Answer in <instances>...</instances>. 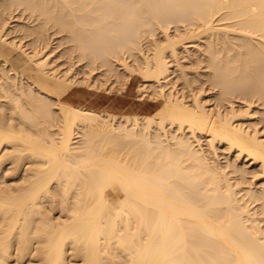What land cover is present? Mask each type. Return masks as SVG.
<instances>
[{
  "label": "bare ground",
  "instance_id": "1",
  "mask_svg": "<svg viewBox=\"0 0 264 264\" xmlns=\"http://www.w3.org/2000/svg\"><path fill=\"white\" fill-rule=\"evenodd\" d=\"M0 43L25 57L0 54V264H264V128L240 123L254 98L264 123V0H0ZM134 75L154 112L67 99Z\"/></svg>",
  "mask_w": 264,
  "mask_h": 264
},
{
  "label": "rangeland",
  "instance_id": "2",
  "mask_svg": "<svg viewBox=\"0 0 264 264\" xmlns=\"http://www.w3.org/2000/svg\"><path fill=\"white\" fill-rule=\"evenodd\" d=\"M14 9H11V10H7L8 11V15H9V18L11 17L12 18V20L13 21H11L10 19V24H9V26H8V28H7V31L5 32V36H4V39H8V42L9 41H11L13 38H14V40H12V41H15V42H18V43H20V38H21V43L22 44H24L25 45V49H27L28 51L27 52H30V51H32V48H31V45H30V40L29 39H31L30 37H28L27 39L26 38H22L21 37V33L19 34V32H16L17 30H19V28L21 27V26H24V27H28V25H30V27H32V26H34V24L36 25V23L37 22H35V21H33V19H30V17L27 15V14H25V17H26V21H25V19H24V16H22V15H20L21 13L18 11V10H15V14L18 16H15V14H14V11H13ZM7 11H5L4 12V17L5 18H7L8 17V15L6 16V12ZM11 11V12H10ZM13 12V13H12ZM12 14L14 15L13 17H12ZM20 15V17L22 18V22H21V20H19L20 19V17H19V15ZM24 15V14H23ZM16 17L18 18V20H16ZM15 19V20H14ZM29 19V20H28ZM33 21V24H32V22L31 21ZM15 21H17V22H15ZM20 22L22 23V24H20ZM14 23V24H13ZM28 25H27V24ZM20 24V25H19ZM11 26V27H10ZM18 26H19V28H18ZM10 28V29H9ZM14 28V30H12ZM50 30L51 31H53L52 29H49L48 30V33H49V35L51 34V32H50ZM172 29H170L169 30V33H171L172 31H171ZM9 32H10V34H9ZM173 32H174V30H173ZM12 33V34H11ZM14 33H15V35H14ZM174 34V33H173ZM12 35V36H11ZM14 35V36H13ZM20 35V36H19ZM53 35V34H52ZM52 35H50L49 37H50V43H49V45L52 43V41H51V39L53 38H51V36ZM61 34H59V36H60ZM159 35V34H158ZM158 35H156L155 37H157V38H155V39H157V40H160V39H162V36L160 35V37H158ZM16 36V37H15ZM57 36H58V34H57ZM56 35H55V38H53L52 40H53V44H51V46H49L48 45V47H49V49L48 50H46V49H44V52L45 53H47V51H48V54L49 55H51V54H53L52 56H50V59H51V57H53L51 60L52 61H54L55 62V64L59 67V69H60V71H65L64 69H68V68H71L72 69V71H73V69H74V67L76 66V69H74V71H76L77 70V66H78V71H81L82 69V66H83V61L85 62V60H83V61H79L77 58H76V56H75V54H71V55H67L66 54V49H64V48H66L67 46H68V44L65 42V40H63L62 41V36H61V38L59 37V39H58V37H57ZM15 38H16V40H15ZM57 39V40H56ZM27 40H28V42H29V44H27L28 42H27ZM56 40V41H55ZM62 41V42H61ZM66 44V46H65V44ZM57 44V45H56ZM60 44H63V46L62 45H60ZM0 45H3V44H1L0 43ZM26 45H27V48H26ZM53 45L55 46L54 48L55 49H52L53 48ZM146 45V44H145ZM145 45H143V47H144V49H146L145 48ZM30 46V47H29ZM58 46H60V48L58 47ZM5 47V46H4ZM47 47V48H48ZM0 48H1V46H0ZM30 48H31V50H30ZM53 50V52H52V50ZM190 49H192V50H190ZM189 50H190V53H192V52H194V48H190ZM46 50V51H45ZM51 52H50V51ZM65 50V51H64ZM58 51H60V53L58 52ZM62 51V52H61ZM62 53L64 54V55H62ZM55 55H57V56H59L58 58L60 59V60H58V58H57V56H55ZM12 58H14L15 56H19V58H20V60L18 61V64L16 65V67H18L22 62H24L25 61V57H23V53H22V55H21V52L19 51V50H17V51H15V53L13 52L12 53ZM72 56V57H71ZM74 56V57H73ZM56 58H57V60H58V62L60 63L59 65H58V62H56ZM62 58H63V60H62ZM73 59V61H71ZM62 60V61H61ZM78 60V61H77ZM128 60H129V62L131 61V59H129L128 58ZM127 60V61H128ZM11 61V60H10ZM184 64H185V66L186 67H188V69L187 70H191L193 73H191V71H190V73H188L189 75H188V77L190 78H192V77H195V75L198 73V72H203L202 71V69H198L197 67H193L192 68V66H191V68H190V65H188L187 66V63H189L188 62V60H186V59H182L181 60ZM12 63H16V60H15V58L11 61ZM69 62H70V64H69ZM74 62H76V63H74ZM187 62V63H186ZM66 63V64H65ZM81 63V64H80ZM131 63V62H130ZM73 64V66H70V65H72ZM77 64V65H76ZM79 64V65H78ZM86 65V63L84 64V66ZM174 65V63H172V66ZM67 68H66V67ZM83 66V69L84 68H86V67H84ZM64 67V68H63ZM120 68V67H119ZM195 68H197V69H195ZM63 69V70H62ZM173 69V68H172ZM85 70V69H84ZM99 71H100V73L102 72V69H98ZM200 70V71H199ZM97 71V70H96ZM94 71V72H92V74H93V76H95L96 75V73H97V76H98V78H97V76H96V79H98V85H100V84H102V82L104 81V78H102V80H101V82H100V76H99V72L97 71ZM189 71H187V72H189ZM195 71V72H194ZM95 74V75H94ZM193 74V75H192ZM201 74V73H200ZM202 75V74H201ZM81 75L79 74V77H80ZM203 77H204V74L202 75ZM202 76H199V77H201L198 81H196V83H200L201 81H203L204 80V78L202 77ZM174 77H175V74H174ZM100 78V79H99ZM113 81V78H111L110 79V81H109V83L111 82V83H114V87H113V85L112 84H109L108 83V81H107V84H106V87L104 86V87H102V88H98L97 90L96 89H92V90H89V89H87L86 87H81V88H74V89H72L70 92H69V94L71 93V92H73V91H75V92H81L82 90H84L86 93H88V94H90L92 91L94 92L95 91V93H98L100 96H103V97H107V98H111V99H113V98H116V103H117V105L118 106H116L115 107V109L114 110H109V109H104V108H102V109H98V110H102V111H111L112 113H116V114H149V113H152V112H154L157 108V104H155L156 102L153 100V98H151V97H148L147 95H141L142 93H143V89H141V85H142V83H141V81H142V78H141V76L140 75H134L130 80H129V82H128V84H126L125 85V88L123 87L124 85L122 84V82H120V83H115V82H112ZM174 80H175V78H174ZM97 82V81H96ZM120 84H121V88H120ZM139 84H140V87H139ZM108 85H109V87H108ZM116 85V86H115ZM177 85L179 86L178 88L179 89H182L183 88V85H182V83H181V81L179 80L178 82H177ZM196 85L197 84H192V88L195 86V88H193V89H196V91H198V86L199 85H197V87H196ZM112 86V87H111ZM138 87L141 89V93L139 92V93H137L138 92ZM143 87V86H142ZM115 88V89H114ZM124 88V89H123ZM107 89V90H106ZM114 89V90H113ZM139 89V90H140ZM187 89V91H184V92H186V94L188 95V88H184V90H186ZM213 88H209V86H208V84L206 83V84H204L203 86H202V90L204 91L203 93H206V94H203L202 93V99L204 100L205 99V101L207 100V108H210V109H213V108H211V106L213 107V106H215V107H217V109H219L220 111H223V110H225L227 107H228V104L226 103V102H221V101H217L218 99H217V97L215 98L214 97V95H216L217 93V90H215V89H213ZM208 90V91H207ZM109 91H111V92H109ZM195 91V90H194ZM195 91V92H196ZM216 91V92H215ZM69 94H68V96H67V99H68V101L69 102H71V103H73V104H76V103H74V102H72V101H70L69 100ZM138 94H139V98H138ZM212 95V96H211ZM125 96V97H124ZM142 98H141V97ZM147 97H148V99H147ZM205 97H207V98H205ZM211 97V98H210ZM212 97H214V99H215V101H214V99L212 98ZM210 99V100H209ZM213 99V101H211ZM256 98H254L253 100H251V102L249 101L248 102V104H249V106H250V112H252V114H253V116H252V119L251 120H248V121H246V120H244V121H242V120H240V123H242V124H245V123H248V124H246V125H243V127H248V126H251V127H256V128H260V130H261V128H264V123H262V120H261V115H260V112L259 111H261L262 110V107H259L260 106V103L257 101V100H255ZM153 100V101H152ZM213 102H215V103H213ZM216 102H218V104H216ZM220 102V103H219ZM236 102V103H235ZM235 102L233 103V106H235V109L236 110H240V109H242L243 110V108H244V106L245 105H247L246 103H243V101H240V100H235ZM255 102V104H253ZM211 104V106H210V104ZM243 104V106H242V104ZM213 104V105H212ZM241 104V105H240ZM76 105H79V106H83V105H80V104H76ZM242 106L241 108H239L240 106ZM255 105V106H254ZM86 107H90V108H93L92 106H90V105H85ZM85 106H83V107H85ZM224 106V107H223ZM227 106V107H226ZM259 108V109H258ZM254 109V110H253ZM255 109H257V110H255ZM261 109V110H260ZM257 112H259V117H258V113ZM257 113V114H256ZM254 117H256L255 119H254ZM258 118V119H257ZM255 121V122H254ZM255 123H256V125H255ZM261 123V124H260ZM262 126V127H261ZM261 131H263L262 133H264V129H262ZM201 142L203 143L202 144V146H203V148L205 147V141L202 139L201 140ZM206 148V147H205ZM221 149V150H220ZM223 153H222V152ZM218 152H219V156H221L220 158H219V161L221 162V163H224L225 161H223V159H225L226 160V158H228V155L224 152V149L222 148V147H219L218 146ZM226 155H227V157H226ZM222 158V159H221ZM242 162H244V160H242ZM246 167H248L247 169L251 172V173H256L257 171H258V167H256L255 168V166H250V165H248L247 164V166ZM251 169H256L255 171L253 170V171H251ZM256 179V178H255ZM258 179V178H257ZM257 185V187H258V185H259V182H257V180H256V182H255Z\"/></svg>",
  "mask_w": 264,
  "mask_h": 264
},
{
  "label": "crops",
  "instance_id": "3",
  "mask_svg": "<svg viewBox=\"0 0 264 264\" xmlns=\"http://www.w3.org/2000/svg\"><path fill=\"white\" fill-rule=\"evenodd\" d=\"M0 54L4 55L8 60H13L11 54H9L4 45H0ZM69 100L80 105H90L95 109H109L114 110L117 105L116 98H107L100 96L98 93L91 92L90 94L86 93L84 90L81 92H71L69 94Z\"/></svg>",
  "mask_w": 264,
  "mask_h": 264
}]
</instances>
